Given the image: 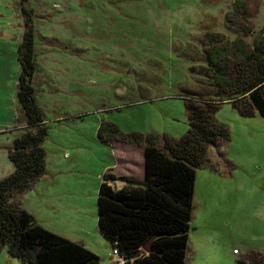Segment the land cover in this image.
<instances>
[{
  "label": "rangeland",
  "instance_id": "rangeland-1",
  "mask_svg": "<svg viewBox=\"0 0 264 264\" xmlns=\"http://www.w3.org/2000/svg\"><path fill=\"white\" fill-rule=\"evenodd\" d=\"M243 13L252 44L264 28V0H0V181L16 170L9 159L15 139L36 132L17 100L28 20L35 97L48 129L47 173L35 189L14 195V203L39 217L40 210L50 213L40 226L106 255L112 247L98 232L97 197L115 154L112 143L98 137L101 124L158 135L161 143L165 135L182 138L189 130L184 99L205 90L203 78L191 72L202 64L191 59L200 60L192 50L202 52L209 33L235 40L232 27ZM216 119L231 140L212 146L208 164L197 171L185 264H248L249 253L264 255V118L243 117L226 103ZM140 154L134 149L128 156ZM81 207L93 218V238L53 219ZM0 264L24 263L6 247Z\"/></svg>",
  "mask_w": 264,
  "mask_h": 264
},
{
  "label": "trees",
  "instance_id": "trees-1",
  "mask_svg": "<svg viewBox=\"0 0 264 264\" xmlns=\"http://www.w3.org/2000/svg\"><path fill=\"white\" fill-rule=\"evenodd\" d=\"M237 8L240 5L234 10L238 16ZM240 19L232 27L235 40L209 33L203 51L192 50L200 60L191 59L202 64L194 65L191 72L203 78L205 90L184 99L189 130L182 138L165 135L161 143L158 135L124 134L113 124L103 123L99 128L103 142L145 147V182L129 181L117 191L110 185L115 176L106 174L98 195L99 229L127 259L126 264L186 263L197 171L208 164L212 146L231 140L229 129L216 119L217 112L228 103L243 117L264 118V28L250 44L246 38L254 32L249 17L243 13ZM26 24L28 30L19 48L22 72L17 100L26 115V126L36 132L15 139L9 159L16 170L0 181V253L7 247L9 255L24 264H100L97 254L40 226L13 201L14 195L33 188L46 174L43 144L48 129L33 84L34 31L29 20ZM150 242L152 252L146 254L142 248ZM247 259L248 264H264L259 252L249 253Z\"/></svg>",
  "mask_w": 264,
  "mask_h": 264
},
{
  "label": "crops",
  "instance_id": "crops-1",
  "mask_svg": "<svg viewBox=\"0 0 264 264\" xmlns=\"http://www.w3.org/2000/svg\"><path fill=\"white\" fill-rule=\"evenodd\" d=\"M112 145H113L114 154H115L114 161L112 163H110V165L106 168V169H108L106 174H112L115 176V178L110 181L111 187L114 190L119 191V190L124 189L128 185L129 181H132L136 184L144 183L145 182V147L144 146H137V145H129V144L122 143L120 141H114L112 143ZM134 149H139V151L141 152L140 156H138V157L137 156H135V157L128 156V153L129 152L133 153ZM123 167H125L124 170H123ZM133 167L138 168L141 174L138 175L137 172L133 171ZM46 173H47V171H46ZM41 180H42V178L39 180L38 183H40ZM102 182H103V178H102ZM35 188H36V185L32 189H35ZM32 189H30V190H32ZM98 195H99V192H98ZM194 199H195V197H194ZM18 203L20 205V208H22V209L26 210L27 212H29L30 214H32L35 217V219L37 220V223H39V224L43 223L40 218H44V215H46V216L51 215L50 213L45 214L44 210H40V216L41 217H39V213H38V215H35V214H33L32 211L28 210L27 207H24V204L21 201H19ZM74 206H76V205H74ZM82 207L86 208V206H84V205H82ZM97 210H98V197H97ZM89 212L90 211L83 210V208H82L81 212L79 211L78 214L73 215V216H68V215L64 216L63 213L59 212V215L54 216L53 219L60 226L61 225L63 226L64 221L67 224L69 222V225L72 228H74L73 231H75L76 235L81 234V235H84L85 237L93 238V232L94 231L90 232V224L92 225V223H93L92 219L93 218L90 219ZM97 218H98V216H97ZM61 220H62V222H61ZM92 230H93V227H92ZM98 232L100 233V235L104 236L101 233L100 229L98 230ZM107 243H108V246H111V243L109 241ZM82 244L87 249H89L92 252H94L95 254L99 255L101 262H105V259H106V264H114L112 262V250H113V248H112V250H110V248H109L107 254L104 255L95 246H93V245L88 246L89 244H92V243H82ZM234 255H240V253H238V254L234 253Z\"/></svg>",
  "mask_w": 264,
  "mask_h": 264
},
{
  "label": "built area",
  "instance_id": "built-area-1",
  "mask_svg": "<svg viewBox=\"0 0 264 264\" xmlns=\"http://www.w3.org/2000/svg\"><path fill=\"white\" fill-rule=\"evenodd\" d=\"M235 254H238V251H234ZM112 262L114 264H126L127 259L121 254L118 248H113L112 250Z\"/></svg>",
  "mask_w": 264,
  "mask_h": 264
},
{
  "label": "water",
  "instance_id": "water-1",
  "mask_svg": "<svg viewBox=\"0 0 264 264\" xmlns=\"http://www.w3.org/2000/svg\"><path fill=\"white\" fill-rule=\"evenodd\" d=\"M146 254H150L152 252V242L148 243L146 246L142 248Z\"/></svg>",
  "mask_w": 264,
  "mask_h": 264
}]
</instances>
